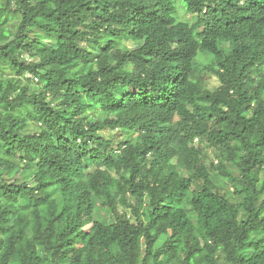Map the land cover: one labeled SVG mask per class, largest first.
<instances>
[{
	"label": "trees",
	"instance_id": "trees-1",
	"mask_svg": "<svg viewBox=\"0 0 264 264\" xmlns=\"http://www.w3.org/2000/svg\"><path fill=\"white\" fill-rule=\"evenodd\" d=\"M4 1L0 264H264V0Z\"/></svg>",
	"mask_w": 264,
	"mask_h": 264
},
{
	"label": "rangeland",
	"instance_id": "rangeland-1",
	"mask_svg": "<svg viewBox=\"0 0 264 264\" xmlns=\"http://www.w3.org/2000/svg\"><path fill=\"white\" fill-rule=\"evenodd\" d=\"M4 5H5V1L0 0V6H4ZM178 17H179V19L188 21L190 23H194L198 20L197 15L188 13L186 11L184 4H183V0H178ZM17 23H18V20L15 18H12L11 20H9L6 23V26H8L11 30H15V26ZM43 41L46 44L50 43V40H48L47 38H43ZM125 44L129 47H135L134 43L131 41H125ZM26 59L31 60V58L29 56L28 57L26 56ZM211 60H212V56L202 57V62L205 64H207ZM23 80L25 82H29L31 86H35L37 84H40V81L35 76H33L31 73H27V74L23 75ZM218 85H219V81H218L217 77L211 76L207 79L206 88L211 89V90H215ZM101 134L103 136H105L106 138H114L116 136V131L107 130V131L102 132ZM194 144L196 146H198V145L201 147L204 146V149H205L204 160H205V164L207 165V167L209 169L212 168L213 163L215 166L219 165V163H218L219 160H218L217 154L215 153L214 149L207 147L206 144L202 143V141L199 139H196ZM12 177L13 178L16 177L18 183L23 182V179H24L22 174H21V171H19V170L14 171L12 173ZM216 180L217 181L223 180V181H221V185H223L226 182L225 179H223L222 177L217 178ZM224 189H225V194L228 197H231L232 196V189H229L228 187H225V186H224ZM95 205H96V217L97 218L106 217L107 214L105 212V209L101 205V203L98 199H95ZM121 210H122V207H121ZM190 212L192 213V211H190ZM194 220H195V222H197L196 218H194ZM39 251H40L41 255L45 254L44 250L41 247L39 248Z\"/></svg>",
	"mask_w": 264,
	"mask_h": 264
}]
</instances>
